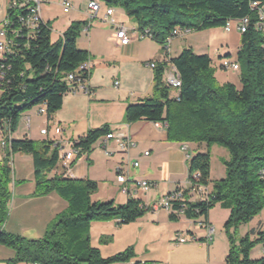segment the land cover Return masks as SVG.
Listing matches in <instances>:
<instances>
[{
  "label": "trees",
  "instance_id": "obj_1",
  "mask_svg": "<svg viewBox=\"0 0 264 264\" xmlns=\"http://www.w3.org/2000/svg\"><path fill=\"white\" fill-rule=\"evenodd\" d=\"M101 1L123 8L140 32L147 31L163 46L178 27L202 31L225 28L229 21L249 18L237 51L241 88L232 82L221 84L213 59L188 46L171 59L181 86L174 88L168 84L165 77L167 61L156 62L153 95L130 103L124 120L126 123L138 120L162 122L170 141L219 145L229 151L230 157L224 161L226 175L217 180L211 178L210 150L198 152L189 159V180L210 186V199L192 200L194 194L186 188L187 199L173 202L170 219L178 220L183 210V215L189 219L207 221L210 210L219 203L231 212L224 224L230 243L226 264H264V255L251 256L252 250L264 243V231L256 237L252 231L237 237L240 226L250 223L264 209V179L260 174L264 169V32L257 27L259 12L252 8V0ZM28 13L26 7L8 8L12 27L20 32L12 52L0 60V71L5 74L0 81V244L15 251L9 264L129 262L136 256L133 247L105 258L100 249L91 244L90 229L96 221L119 219L121 224L136 221L148 212L143 201L135 197H130L124 204L114 200L94 201L92 196L98 190L96 181L49 178L60 156L54 140H35L27 136L13 138L8 134L15 133L21 116L36 106H46L47 116L51 119L62 107L64 95L74 85L67 79L68 74L92 59L90 52L80 49L77 44L88 23L86 20L73 21L59 39L53 41L50 21L42 23L35 34H29L20 21V16ZM80 72L88 79L91 76V70ZM174 90L178 92L177 96L172 95ZM110 132L109 125L90 130L76 146L82 152H90L92 146ZM18 152L28 153L33 158L36 188L32 195L43 196L56 191L69 203L68 209L49 224L41 238L30 239L4 229L13 195L10 157ZM195 173H199L197 180ZM111 239L103 236L100 241L107 243ZM134 264H152V261L137 260Z\"/></svg>",
  "mask_w": 264,
  "mask_h": 264
},
{
  "label": "crops",
  "instance_id": "obj_2",
  "mask_svg": "<svg viewBox=\"0 0 264 264\" xmlns=\"http://www.w3.org/2000/svg\"><path fill=\"white\" fill-rule=\"evenodd\" d=\"M52 1L60 5L59 0ZM47 2L51 0H46L43 4ZM73 2L74 9L65 13L67 27L76 20L88 22L77 44L80 49L89 51L92 56L91 76L88 79L91 92L85 94L82 91H68L64 95L62 107L51 119L48 118L47 113L39 112V106L28 110L21 116L19 128L12 137L16 138L15 134L22 127L24 129L22 138L27 136L42 140L47 136L41 133V129L48 126L51 128L49 137L52 140L62 138L64 146L69 148L72 141L86 136L90 130L109 125L116 135L115 138L102 137L92 146L90 152H82L80 149V155L74 161L70 175L66 177L96 181L98 190L92 196L94 201L114 200L118 204H124L130 197H135L144 204L151 205L167 193L178 188H188L189 159L198 152L208 150L212 156V180L224 178L226 175L224 161L230 157L225 147L170 141L166 125H158L148 120L126 123L124 118L130 103L153 95L154 68L150 66L151 62L167 61L165 73L167 76V71L174 67L171 59L177 57L188 46L193 47L199 54H208L212 59L214 54L217 58H226L230 53H221L218 47L211 52L200 43L188 45L179 37L180 35L172 39L168 50L152 37H141L138 33L132 34L128 44H120L114 40L111 25L100 18H91L88 6L83 5V0H73ZM86 2L88 4V0ZM43 4L42 16L44 20L51 22L54 15L44 14ZM8 7L9 0H0V22L6 17ZM114 9V17L118 23L137 28L136 23H130L132 19L123 8L114 7ZM65 30L59 32V36ZM212 31L215 30L206 29L201 33H209L211 36ZM177 94L178 92L174 91L172 95L177 96ZM35 119L41 120L38 133H33ZM56 125L63 128L62 135L57 136L53 132L52 128ZM0 135L1 139V130ZM119 135L131 138L135 144L129 150L121 149L117 138ZM145 151H149L150 154L145 155ZM14 155L19 160V177L16 181L14 179L12 181L15 188L14 197L12 195V207L4 229L30 239L41 238L49 224L68 209L69 203L56 191L43 196H33L36 188L33 158L24 152ZM14 155H12V168ZM214 160H217L215 163L218 165L215 170ZM134 161H139L140 165L135 166ZM120 169L128 170L132 178L146 179L155 185L149 191L140 190L129 196L122 192L121 184L117 180ZM48 176L49 178L57 176L55 169ZM191 199L195 200V196ZM230 213V209L218 203L210 210L207 221H204L205 224H201L203 218L189 219L180 215L179 219L174 221L170 219V213L165 208L156 211L148 208V212L143 217L127 224H121L119 219L92 223L91 244L100 249L105 258L129 247L134 248L136 256L131 261L111 264H134L137 260L165 264H226L230 243L224 224ZM209 227L214 230L211 241L208 240ZM250 231L254 232L255 236L264 231V220L260 219ZM180 235L186 237L187 241L179 243ZM103 236H110L112 239L102 243L100 240ZM252 252L251 256L254 255ZM255 252L256 258L263 256L264 243L260 244V248ZM14 257L15 251L12 248L0 244V264H9Z\"/></svg>",
  "mask_w": 264,
  "mask_h": 264
},
{
  "label": "built area",
  "instance_id": "obj_3",
  "mask_svg": "<svg viewBox=\"0 0 264 264\" xmlns=\"http://www.w3.org/2000/svg\"><path fill=\"white\" fill-rule=\"evenodd\" d=\"M46 0H9V7L8 8H22L26 7V9L29 11V13L25 15L20 16V21L23 25V27L27 28L29 31V34H35L40 27L42 23H45L46 20H44L41 12V6L43 3H45ZM60 5L63 8V11L65 13L70 12L72 9H74V2L73 0H59ZM88 9L90 12L91 18H100L102 21L106 22L107 24L111 25L113 28V36L114 40L117 41L120 44H128L131 41L132 34L138 33L141 37H151L148 35L147 31L140 32L137 28H130L122 23H118L114 17L115 9L113 6L107 5L101 0H88ZM252 8H255L259 12V20L257 22V27L261 31L264 32V0H252L251 1ZM249 18H244L240 21H238L237 29L243 33L246 31L247 26L249 24ZM13 23L11 22V19L8 17V14L6 17L0 22V60L5 58L6 54H9L12 52V48L15 44V39L19 36V29L12 27ZM232 28V23L229 21L225 27L226 30L230 31ZM192 30L190 29H182V28H176L172 34L167 38V43L165 45L166 50H168V45L172 41V39L179 35H184L190 33ZM264 47V43H263ZM91 60L89 59L85 62H83V67H79L75 72H70L67 76V79L72 82L74 85L72 86L71 90L73 92H79L82 91L85 94H90L91 90L88 85V78L83 77L81 75V70H91ZM151 67L156 66V62L150 63ZM221 66L224 69L227 70H239L240 66H236V60H223ZM5 77V74L0 71V81H2ZM166 80L168 84L173 86L174 88H178L181 86V79L179 76V73L174 66L170 71H167ZM39 112L41 114L47 113L46 106L42 105L39 107ZM158 125H165L162 122H156ZM41 130H45V136L47 138H50L51 128L48 126H45ZM53 132L59 136L63 133V128L59 125H56L52 128ZM9 135H13L11 132H8ZM115 134L113 132H110L105 137L107 139L115 138ZM118 141L120 143L121 149L123 150H129L132 145L135 143L132 141L129 137H124L123 135H119ZM51 139V138H50ZM55 145L59 148V160L57 162V165L55 166V171L57 173V176L59 177H67L70 175L71 167L76 160V158L80 155V148L76 146L78 140H74L71 142V145L69 148H66L63 143L62 138H54ZM2 145L5 146V141H2ZM109 153L108 151H106ZM149 151H145V155H149ZM133 164L135 166H139V161H134ZM261 177L264 179V169L260 171ZM199 178V173H197V176H194V179ZM117 180L121 184V190L123 193L132 196L133 194L138 193L140 190L149 191L155 184L151 181H148L146 179H138V178H132L129 174V171L126 169H120L118 170L117 174ZM188 188L191 189V192L195 196V200L198 201H207L210 199V193L211 189L210 186L202 185L199 183H194L191 180H188ZM186 188H179L176 189L173 192L167 193L164 196L161 197V199L151 205H146L147 208H150L154 211L165 208L169 213L172 212L173 208V202L174 201H185L187 199V195L185 193ZM181 215H183V210L180 211ZM201 224H205L204 221H200ZM209 234H208V240L211 241L213 238L214 230L213 228H208ZM178 241L185 242L187 241L186 237L180 235L178 237ZM152 264H165L161 262H152Z\"/></svg>",
  "mask_w": 264,
  "mask_h": 264
},
{
  "label": "rangeland",
  "instance_id": "obj_4",
  "mask_svg": "<svg viewBox=\"0 0 264 264\" xmlns=\"http://www.w3.org/2000/svg\"><path fill=\"white\" fill-rule=\"evenodd\" d=\"M83 2H84L83 5L86 6L87 5L86 0H83ZM43 12L44 14L53 13L54 15V18L51 20V24L53 28L52 29V40L57 41L60 37L59 32H62L63 30L69 27V26L67 27V20H66L67 14H65V12L63 11L62 6L55 4L52 0L51 2H47L46 4H43ZM130 23L133 24L135 23V21L132 19V22ZM231 23H232V28L230 31L226 30L224 27H215V28H211L215 30V31H212L213 35L211 36L209 33H201V31H192L191 33L180 35L179 37L183 39L188 45H193V44L197 45L200 43L202 47H206V49L211 52L213 51L215 47H218L221 53L223 52L230 53V56L226 58L232 59L235 61L237 59L238 48L241 45L242 33L237 29L238 21L232 20ZM224 59L225 58H217L215 54L213 55V67L216 68V77L218 81L221 84L226 83V82H232L238 88H241L242 87L241 70H232V69L227 70V69L221 68V64ZM1 94H2V90L0 89V97H1ZM40 124H41L40 119H35V121H33V133H38L37 130ZM23 130L24 129L21 127L19 131L17 132V134H15L16 135L15 137L22 138ZM13 161H14L13 179L14 181H16L19 177V160L17 159L16 155H14ZM215 161L217 162V160H214L213 162L214 170L216 169V166H218L217 163H215ZM10 163L12 166V156L10 157ZM14 191H15V188L12 182L13 197H14ZM11 207H12V202L10 205L9 212L11 211ZM260 219L264 220V209L255 217L254 221H252L251 224L240 227L238 229L237 237L240 238V237L245 236L248 232H250V229L253 227V225L258 224ZM253 237H256V236L253 235ZM260 244H258L257 247L254 248L252 252L254 255L256 254L255 250L260 248ZM254 255H252L253 258L255 257Z\"/></svg>",
  "mask_w": 264,
  "mask_h": 264
},
{
  "label": "bare ground",
  "instance_id": "obj_5",
  "mask_svg": "<svg viewBox=\"0 0 264 264\" xmlns=\"http://www.w3.org/2000/svg\"><path fill=\"white\" fill-rule=\"evenodd\" d=\"M224 60H231V59L225 58ZM236 66H240L239 63H238L237 61H236ZM80 67H83V64L80 65ZM41 133H42V134H45V130H42ZM194 176H197V173H195Z\"/></svg>",
  "mask_w": 264,
  "mask_h": 264
}]
</instances>
